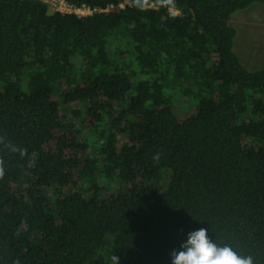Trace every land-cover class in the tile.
<instances>
[{"label":"trees","instance_id":"1","mask_svg":"<svg viewBox=\"0 0 264 264\" xmlns=\"http://www.w3.org/2000/svg\"><path fill=\"white\" fill-rule=\"evenodd\" d=\"M64 1L97 11L0 0V264H172L201 228L264 264V67L231 25L264 0Z\"/></svg>","mask_w":264,"mask_h":264},{"label":"clouds","instance_id":"2","mask_svg":"<svg viewBox=\"0 0 264 264\" xmlns=\"http://www.w3.org/2000/svg\"><path fill=\"white\" fill-rule=\"evenodd\" d=\"M162 6L174 8L175 0H158ZM135 5L143 10L149 6V0H135ZM159 159V156L154 157ZM0 176L3 170L0 169ZM104 264H121L120 257L115 253L104 255ZM172 264H253L251 257L239 256L231 247H220L210 241L206 229H199L188 234L187 241L181 250L171 253Z\"/></svg>","mask_w":264,"mask_h":264},{"label":"rangeland","instance_id":"3","mask_svg":"<svg viewBox=\"0 0 264 264\" xmlns=\"http://www.w3.org/2000/svg\"><path fill=\"white\" fill-rule=\"evenodd\" d=\"M231 25L237 31L235 50L244 66L249 70L263 68L264 5H254L245 11L237 13L231 20ZM77 106L81 108L80 105ZM186 106L188 107V104ZM186 111L184 110V112ZM67 114L72 119L70 113L67 112ZM88 135H90L89 130L83 129L82 137L85 138Z\"/></svg>","mask_w":264,"mask_h":264},{"label":"built area","instance_id":"4","mask_svg":"<svg viewBox=\"0 0 264 264\" xmlns=\"http://www.w3.org/2000/svg\"><path fill=\"white\" fill-rule=\"evenodd\" d=\"M43 2L44 4H49V6L54 10L62 13H69V14H75L79 17L91 15L93 12L97 11L96 9H91L90 7L87 6H82V7H73L69 5L67 2L64 0H39ZM100 12L103 10L98 9ZM177 13V12H176Z\"/></svg>","mask_w":264,"mask_h":264}]
</instances>
